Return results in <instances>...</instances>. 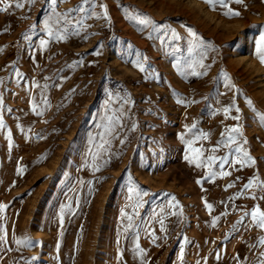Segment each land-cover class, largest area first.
I'll use <instances>...</instances> for the list:
<instances>
[{
	"label": "rangeland",
	"instance_id": "374dc122",
	"mask_svg": "<svg viewBox=\"0 0 264 264\" xmlns=\"http://www.w3.org/2000/svg\"><path fill=\"white\" fill-rule=\"evenodd\" d=\"M81 4L0 12V264H260L264 230L244 211L264 200L243 186L264 181V0H228L239 16L205 0H93L73 11ZM52 11L72 20L64 40L44 28ZM235 126L236 143L218 146ZM187 141L205 164L213 147L230 161L244 159L233 151L242 147L256 163L217 160L211 171L231 175L209 178L186 159Z\"/></svg>",
	"mask_w": 264,
	"mask_h": 264
},
{
	"label": "snow or ice",
	"instance_id": "6c2138e0",
	"mask_svg": "<svg viewBox=\"0 0 264 264\" xmlns=\"http://www.w3.org/2000/svg\"><path fill=\"white\" fill-rule=\"evenodd\" d=\"M50 2L53 6H55L57 4L58 0H50ZM92 2H93V0H82L81 6L73 9V11L83 13V12L87 11L86 8L84 7V5H90V4H92ZM205 2L207 4H209L210 7H215L216 4H219L221 7L227 8L228 10L224 13V15H226V16H239L240 15V12L233 11L231 8L228 7V0H205ZM231 2H234L236 4H242L243 0H231ZM33 3H35V0H0V12H8L12 8L23 9V8H25L26 4L31 5ZM100 7L104 9V17L107 18L108 17L107 6L106 5H100ZM52 16L56 17L57 24H60L62 22L63 27H57L55 30H53V27L50 24ZM43 23H44V28L47 31V35L50 38H55L56 40H64L65 36L67 35V32L70 30V29H68V25L72 23V20L69 18V13L60 14V13H57L55 11H52L49 15V18L47 20H45ZM77 23H79V21H77ZM139 23L147 24V23H151V21L147 20V19H140ZM189 31L191 32V29H189ZM192 34L195 35L194 33H192ZM173 35L175 36V33H173ZM25 39H28V37L26 36ZM40 44H41L42 48H46L48 45V41L47 40H41ZM0 51H2V50H0ZM257 55H258L261 63H264V37L261 38V42L258 43V45H257ZM200 66L204 67L202 62L200 64ZM141 70L143 71V68H141ZM195 74L197 76H199V75H203L204 73L197 72ZM17 75H20V73L17 72ZM0 83H3V81L0 80ZM33 85L36 87H39V84L35 81H33ZM227 86L228 85H226V87ZM44 102L47 103L46 100ZM179 102L183 103V101H179ZM2 103H3L2 97H0V105H2ZM247 104L250 107H252L253 112H256L255 108L252 105L251 100H248ZM33 110L34 111L36 110L35 107L33 108ZM230 110H231V106L225 107L223 109L224 113L226 114V117H227V114L230 112ZM235 110L237 113L240 112V109L238 107ZM256 115L259 117L261 125L264 126V114H260L257 112ZM231 118L234 120H237V121L240 119L239 116H234ZM3 126H4L3 125V119H2V117H0V128H2ZM134 127L135 126H133V128ZM192 127L195 128L196 125L193 124ZM233 133L242 134L241 128L239 126L227 128L225 130V132L221 134L222 137L227 135V139H221L218 142V146L223 145L224 147H230V145L236 143V137L232 135ZM208 135H209L208 133L201 132L200 136H198L197 139H207ZM180 139L183 140L184 137L181 136ZM186 143L188 144L189 150L194 153V156L192 158L186 157V159H189V163H195L197 168L202 167V166H207L209 168V172H208L209 178H215L217 175H219L221 177L231 175V173L227 172V171H220L219 173L211 171V165L213 163H215L217 160L220 161V164H219L220 169H223L224 165L229 164L230 162L232 164H240L241 167L251 166V165H254L256 163V161L253 159V157L251 155H249L247 151H244V149L242 147H236L233 151L235 153L243 152L244 159L243 160L234 159L232 161H230V159H229V154H226L223 157H216L214 155V153L217 151V147H213L211 149V152L213 153V155H209L207 157V162L205 164V162L200 159V157L203 156L204 150L193 148V142L192 141H187ZM244 143L246 144L247 140H245ZM200 183H201V181L197 180V184H200ZM233 186H234L233 184L227 185V187H233ZM243 188L245 191L251 190L254 188L258 190V191L253 192L250 196H248L249 199H251L253 201L264 200V181H261L258 176H252V177L248 178V181H247V183L244 184ZM130 191H133V189H130ZM243 194H244V192H241L238 195H243ZM144 195H147V193H144ZM175 199H176L175 197H172V201H175ZM170 206L176 207L177 205L170 202ZM3 207H5V206L0 205V210H2ZM205 207L208 208L210 211L212 209V205L207 203V201H205ZM124 215L127 216L128 220H129V227H131L132 226V224H131L132 216H129L127 213H125ZM171 215H177V213L173 212V213H171ZM244 217L249 218V226L250 227H255V228H259L261 230H264V210H261L259 203L255 204V206H253L250 211H244ZM218 219H219V217L214 218L213 225H215V223ZM241 222H243V218H242ZM159 223H160L161 230L167 231V229L165 228L163 219H160ZM126 231H127V229H126ZM153 238L155 239L154 234H153ZM3 240H4V237L0 236V242H2ZM259 242L261 244H264V237H260ZM16 243L20 244L22 242L17 240ZM24 243L32 245L33 242L31 241V238H27L26 241H24ZM136 251L139 253V255L141 257L146 255L145 251L143 249H141L138 244L136 245ZM181 251H183V249ZM261 256L264 257V253H261ZM35 259H36V257H33V260H35ZM217 259H219V256H217ZM142 264H143V261H142ZM260 264H264V259H262L260 261Z\"/></svg>",
	"mask_w": 264,
	"mask_h": 264
}]
</instances>
